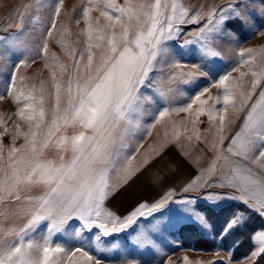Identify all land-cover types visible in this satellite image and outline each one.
Listing matches in <instances>:
<instances>
[{
  "label": "snow or ice",
  "instance_id": "snow-or-ice-1",
  "mask_svg": "<svg viewBox=\"0 0 264 264\" xmlns=\"http://www.w3.org/2000/svg\"><path fill=\"white\" fill-rule=\"evenodd\" d=\"M59 3L62 0L55 7L46 39L52 36L56 28V18L60 15ZM46 6L42 0H36L37 12ZM254 6L258 7L256 14L264 19V0H229L219 11L213 8L206 13H190L180 0H124L123 5L116 0H87L83 9V18L88 24L86 48L80 52L73 51L72 71L66 87L62 86L53 72L54 104L49 110L44 107L43 97L38 99L32 92L25 95L21 90L15 98L16 103H20L21 97L28 103L19 108L17 115L29 122V132L22 133L17 127L6 159L0 140V264H78V261L73 260L77 253L88 264H101L83 245L69 250L59 243L53 244V235H66L65 226L75 219L82 222V228L89 232L99 230L94 235L96 249L111 252L119 247V242L104 247L100 243L101 236L123 233L132 228L138 218L151 216L166 208L174 191H168L151 206L140 203L124 217L107 206L119 185L126 183L138 171L131 167L135 157L127 156L125 149L129 146V140L142 127L144 116L151 114L145 109V104L153 102V96L142 89L151 90L162 102L167 103V93L173 89L163 86V65L170 54L169 42L178 40L183 33L181 25L199 24L206 15L207 23L202 27L194 32L183 33L193 39L185 40L179 47L184 49L199 43L202 59L219 57L220 53L210 46L213 34L221 32V26L226 21L234 19L246 22ZM94 8L99 9L101 16L107 19L102 29L93 28L90 13ZM116 25L120 26L119 33L115 31ZM14 26L20 29L19 34L0 36V48L10 54H24L13 69L6 89L9 96L16 87L15 71L20 65L29 63V56L34 51L28 43V33L23 30L22 14ZM259 34L264 35V32ZM37 48L45 55L48 52L46 42ZM93 48L102 49L98 57L92 51ZM239 58L237 67L212 82V87L223 90V96H209L208 99L221 104L220 109L215 105L205 108L208 100L202 97L209 89L204 88L192 96L185 106L171 109L163 107L158 114L153 115V121L147 128L148 134H151L150 129L171 113H191L193 105L198 104L196 117L206 113L210 120L217 122V133H222L229 108L237 112L248 108L242 126L229 146L211 159L208 167L202 170V175L185 185L182 191L207 188L202 198L210 204L218 206L228 199L241 201L264 217V174H261L264 173V164L260 163L264 160V89L249 106L257 87L264 81V48L241 49ZM245 65L249 71L240 72V67ZM59 66L67 69L64 64ZM185 67L192 70L185 72L182 70ZM168 68L179 71L168 75L167 84L175 83L178 77L182 83L188 84L199 78L197 72L201 76H208L216 71L213 67L201 71L199 64L186 65L174 58L168 63ZM232 71L240 72L241 78L251 76L248 90L239 91L242 98L239 109L237 91L234 90L239 89V85L236 81L228 83ZM153 72L158 75L150 76ZM62 87L67 97L63 108ZM40 90L43 91V88ZM69 127L77 131L71 136L62 134L54 140L57 133ZM20 135L25 137V144L17 148L15 140ZM179 135V131L174 133L177 140ZM223 140L221 135L219 143L213 142L211 148L220 150ZM50 146L56 149V157L46 155ZM68 151H71V156L65 159L63 153ZM230 157L238 159L230 160ZM220 160L228 165L227 171L218 172L217 162ZM249 165H258L261 173ZM214 174L218 178L208 183ZM34 188L41 189L39 194H32ZM216 188H232L239 195L212 191ZM195 200L194 197H182L171 202L181 206L176 210L178 216L190 219L210 232L212 226L208 217L189 206ZM20 219L25 222L17 225L16 220ZM246 220L245 213L237 211L224 230L242 227ZM42 222H47L46 230L36 234ZM166 223L167 220L161 218L149 229L134 230L132 242L140 248L155 249L156 242L152 234L159 233ZM80 236L81 230H77L76 237L79 239ZM255 240L259 246L251 252L249 259L264 255V230L258 232ZM184 259L186 261L187 257ZM124 264H134V261L125 260ZM221 264L231 262L221 261Z\"/></svg>",
  "mask_w": 264,
  "mask_h": 264
},
{
  "label": "rangeland",
  "instance_id": "rangeland-1",
  "mask_svg": "<svg viewBox=\"0 0 264 264\" xmlns=\"http://www.w3.org/2000/svg\"><path fill=\"white\" fill-rule=\"evenodd\" d=\"M47 6L36 11V0H0V36L7 37L9 34H19L20 29L16 25L22 14L24 23V31L28 33V43L34 50L29 56L27 65H20L15 71L16 87L12 89V95L7 94V86L13 74V69L23 53H12L0 48V140H2L5 159L7 158V150L12 146V137L19 127L22 133L29 132V122L21 119L17 112L19 108L24 107L28 101L23 97L20 103H16V96L22 90L25 95L32 92L38 99L44 98V107L46 110L52 108L54 104V88L52 83V73L55 72L56 79L66 87V81L72 71L73 51L80 52L86 48V30L87 21L83 18V9L87 0H62L59 3L60 15L56 18V28L52 31V36L47 37L46 33L53 19L55 7L59 0H42ZM118 4L123 5L124 0H116ZM184 7L189 9L190 13L197 11L206 13L210 9L215 8L217 11L225 6L229 0H180ZM258 7L252 8V15L241 23L239 20L226 21L221 26V32L213 34L211 48L220 53L219 57H207L202 59L203 53L201 45L192 44L187 48L181 49L179 45L185 40L193 39L192 36L183 33L194 32L205 23L208 17L199 24L189 23L181 25L183 33L178 40L169 42L170 54L164 62L163 77L165 89L172 88L173 91L168 92V100L165 104L151 90L142 89L148 95L153 96V102L145 104V109L151 114H146L142 121V127L135 133V136L128 142L129 146L125 149L127 156H134L131 162L132 169H138L126 183H121L115 194L107 202L108 208L117 215L124 217L133 211L140 203H147L151 206L153 203L161 199L168 191H174L171 200H178L182 197H194L195 203L189 205L197 211L204 213L211 224V230L205 231L198 226L197 223L185 217L178 216L176 210L181 207L176 203L170 202L166 208L158 212L152 213L151 216L145 215L137 219L132 228L123 233L113 234L109 237L101 236V245L110 247L113 243L119 242V247L111 252H101L96 249L94 235L99 230L89 232L82 228V222L75 219L69 221L65 226V234H54L52 238L53 244L59 243L66 249H74L75 247L85 246V250L89 254L99 259L101 264H124L125 260L134 261V264H221V261H229L231 264H255L263 255L249 259L251 252L258 247V241L255 236L259 231L264 230V217L257 212L250 210L241 201L224 200L218 206L210 204L202 198V193L207 188L192 190L188 192L182 191V188L189 182L202 175V170L208 167V163L216 155L221 154L226 149L233 136L240 130L243 120L247 114L248 108L243 111H234L229 108L226 115L225 128L222 133L216 131V121L209 119L205 113L198 118L195 113L199 109V105H193L192 112L171 113L165 117L160 124L150 129L147 125L152 123L153 115L158 114L163 107L177 108L185 106L190 102V98L204 88H208L209 92L205 93L202 99H207L208 104L205 108L215 105L217 109L222 107L221 104H215L214 100L208 99L209 96H223V90L212 87V82L219 79L220 75L231 71L238 66L239 51L247 48H264V19H261ZM115 14V13H113ZM93 18V28L102 29L107 23V19L100 14V10L94 8L90 13ZM37 16L39 19H37ZM13 25V26H9ZM43 25V27H41ZM115 31L119 33L120 26L116 25ZM63 41V43H61ZM47 43L48 52L43 54L37 48ZM102 49L93 48L92 51L98 57ZM40 52V54H37ZM87 53L85 52V55ZM55 57V59H54ZM173 58L183 64L192 65L199 64L201 71H207V67H213L215 73H209L208 76H201L188 84L181 82L178 77L175 83L167 84V77L177 69H169L168 63ZM64 64L67 69H62L59 65ZM207 65V67L205 66ZM187 72L192 70L188 67L182 69ZM248 66L240 67V72L247 73ZM240 72L232 71L229 84L233 81L239 85L237 91V109L241 106V97L239 91H247L251 76L241 78ZM158 74L153 72L150 74L156 77ZM61 107L66 106L67 97L63 92ZM43 88V91L40 89ZM264 89V81L256 89V95H253L249 101V106L258 98L259 92ZM27 115V113H26ZM175 124V128L173 127ZM7 129V130H5ZM77 131L72 127L56 134L54 140L62 134L71 136ZM179 131V139L177 140L174 133ZM167 133V135H165ZM197 135L199 139H197ZM224 137L220 150H213L211 144L219 143L220 136ZM25 144V137L20 135L15 140V147L20 148ZM142 145V146H139ZM139 146V147H138ZM65 159L71 156V151L63 153ZM227 155V153H223ZM46 155L50 158L57 156V151L50 146L46 150ZM231 159H238L230 157ZM260 163L264 164V160ZM257 173H261L258 165H249ZM228 165L222 160L217 162L218 172H225ZM264 174V173H261ZM158 178V179H157ZM217 175H212V180L217 179ZM40 188H34L32 194H39ZM212 191L232 192L239 195L232 188H216ZM24 195V193H22ZM252 203V201H249ZM242 211L247 216L246 223L242 227L234 228L231 231H225V225L233 214ZM161 218L167 220L159 233L152 234L156 242L155 249L151 247L140 248L132 242L134 230L149 229L154 223ZM23 219L16 220L17 225H22ZM47 222H42L37 228L36 234H41L46 230ZM196 231V236L203 237L209 241L207 247H199L198 239L190 240L187 237L190 230ZM77 230H81V236L76 237ZM191 238V237H190ZM193 239V238H192ZM185 257L187 260L185 261ZM73 260L78 264H88L85 259L80 258L77 253Z\"/></svg>",
  "mask_w": 264,
  "mask_h": 264
},
{
  "label": "trees",
  "instance_id": "trees-1",
  "mask_svg": "<svg viewBox=\"0 0 264 264\" xmlns=\"http://www.w3.org/2000/svg\"><path fill=\"white\" fill-rule=\"evenodd\" d=\"M196 231H194L193 229L192 230H190L189 231V235H187V237L186 238H188V239H190V240H196V239H198L199 240V242L197 243V241H195L196 242V244L199 246V247H207V246H210L209 245V241H207L206 239H204L203 237H198V236H196ZM191 237V238H190ZM193 238V239H192ZM255 264H264V255L259 259V260H257L256 262H255Z\"/></svg>",
  "mask_w": 264,
  "mask_h": 264
}]
</instances>
